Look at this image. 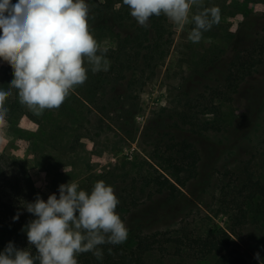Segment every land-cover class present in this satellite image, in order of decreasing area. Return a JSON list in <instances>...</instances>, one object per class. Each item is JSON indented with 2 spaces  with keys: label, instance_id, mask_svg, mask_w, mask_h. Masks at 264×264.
Wrapping results in <instances>:
<instances>
[{
  "label": "rangeland",
  "instance_id": "374dc122",
  "mask_svg": "<svg viewBox=\"0 0 264 264\" xmlns=\"http://www.w3.org/2000/svg\"><path fill=\"white\" fill-rule=\"evenodd\" d=\"M212 8L219 10V22L202 31L201 39L194 43L189 39L195 27L191 17ZM169 21L175 31L174 46L142 95L144 113L135 118L139 128L135 142L101 124L90 85L95 76L106 71L93 73L85 60L87 80L70 90L58 108L37 112L11 90V100L18 108L9 117H0V155L27 167L45 202L52 194L59 198L61 184L75 182L78 190L90 194L95 183L103 181L119 200L116 213L123 217L126 211H133L130 221L147 224L148 233L168 232V237H182L188 243L206 240L212 231L224 229L232 234L234 253L248 264H259L255 254L259 252L264 259V212L258 214L254 206H247L248 224L242 228L234 224L236 209L229 202L234 192L250 191L253 182L264 184V62L259 65L262 54L257 44L260 39L264 42V0H198L190 6L183 26ZM88 29L99 50L116 47L112 33L97 28L89 19ZM239 53L257 67L245 76L239 74L244 77L238 89L232 94L226 84L217 98L192 106L195 116L212 122L220 131L190 137L201 154L200 178L173 202L159 197L152 208L149 204L138 207L153 189L152 178L175 179L168 156L143 137L153 113L164 108L180 110L187 102L184 96H195L205 86L219 87ZM7 61L0 57V85ZM124 180L130 191L126 199H122ZM186 251L182 258L195 264L196 252ZM173 254V247L162 256L152 254L149 264H185ZM201 264H212V258Z\"/></svg>",
  "mask_w": 264,
  "mask_h": 264
},
{
  "label": "trees",
  "instance_id": "16d2710c",
  "mask_svg": "<svg viewBox=\"0 0 264 264\" xmlns=\"http://www.w3.org/2000/svg\"><path fill=\"white\" fill-rule=\"evenodd\" d=\"M86 3L89 21L96 23L97 28L111 32L116 39L114 49L98 51L110 61V68L95 76L90 85L93 107L101 116L102 125L121 131L128 142H135V133L139 129L135 118L144 113L142 95L154 80L156 70L164 65L171 53L175 42L174 27L164 14L153 15L146 27L140 26L123 0H86ZM257 44L261 46L260 65L264 62V42L260 39ZM240 55L237 54L219 87L205 86L195 96H184L183 100L187 102L180 110L164 108L153 113L150 121L153 124H147L143 137L154 149H162L168 156L166 161L174 170L175 179L164 176L152 178L149 182L153 189L145 203L138 207L149 204L152 208L158 204L159 197H164L168 203L173 202L200 178L201 154L190 137L201 138L220 131L212 122L195 116V107L192 106L196 104L197 107L202 100L217 98L221 90L227 88L226 84H229L227 90H232L231 93L238 89L245 74L257 67L251 61H244ZM239 74L244 76L240 78ZM4 77L0 85V89L5 90V94L0 96V117H9L18 108L11 100V90L15 91V95L18 90L10 86L14 72L9 61ZM126 183L127 180L122 182L125 186L122 199H126V192L130 193ZM248 187V192L244 191L246 189L237 194L234 192L229 202L236 209L232 220L242 228L248 224L247 206H254L258 214L264 212V184L253 182L252 187ZM37 196L39 194L27 167L14 158L0 155V251L9 242H14L18 249L28 251L33 258L37 256L25 231V226L36 218L27 212L26 205L35 202ZM240 196L242 199H239ZM132 213L126 211L120 217L128 229V238L124 243L98 246L103 252L102 259H98L93 252L80 253L78 264H149L150 255H164L171 247L174 248L173 255L183 259L185 264L186 260L182 257L188 254L186 250L196 252L195 264H201L208 258H212V264H248L244 257L234 253L232 234L224 229L212 231L206 240L194 239L187 243L182 237H168V232L148 233L145 230L147 224L130 221ZM17 214L19 220L14 221L13 217ZM232 232H235L234 229ZM34 264H39V260L34 259Z\"/></svg>",
  "mask_w": 264,
  "mask_h": 264
},
{
  "label": "clouds",
  "instance_id": "9594fccd",
  "mask_svg": "<svg viewBox=\"0 0 264 264\" xmlns=\"http://www.w3.org/2000/svg\"><path fill=\"white\" fill-rule=\"evenodd\" d=\"M197 2L123 0L130 15L145 27L153 15L161 14L183 26L190 6ZM88 15L86 0H0V57L13 67L10 86L18 90L21 103L37 112L58 108L70 90L87 80L85 60L93 73L109 70L110 62L98 54L97 41L89 32ZM219 18L216 8L193 15L195 27L189 39L199 42L202 31L210 30ZM4 94L0 89V96ZM58 191L59 198L52 194L45 202L37 196L26 205L36 217L25 231L37 256L9 242L0 251V264H34V259L39 264H78V253L93 252L102 259L98 246L127 240L128 229L115 211L119 200L111 186L98 181L89 194L70 182L61 184ZM13 219L19 220V214ZM255 259L264 264L259 252Z\"/></svg>",
  "mask_w": 264,
  "mask_h": 264
}]
</instances>
